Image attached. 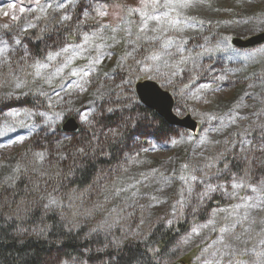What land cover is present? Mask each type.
Listing matches in <instances>:
<instances>
[{
  "label": "rangeland",
  "instance_id": "obj_1",
  "mask_svg": "<svg viewBox=\"0 0 264 264\" xmlns=\"http://www.w3.org/2000/svg\"><path fill=\"white\" fill-rule=\"evenodd\" d=\"M47 2L48 0H41L42 4ZM139 3L140 0H83L82 3L75 7L69 6L58 13H53L49 10L48 14L44 16L38 10L35 0H0V39L8 44V52L0 54V128H3L5 125L15 127L18 121L38 126L31 136L28 135L27 129L16 127L14 132L0 137V144L5 145L4 147H0V164L6 165L5 167H0V180L11 175L12 167L19 161L28 167V172L22 175V179L27 178L31 184L39 183L40 191L35 193V201L41 195L51 192L53 188H49V185L51 184V180L54 179L50 180L47 176L40 177L38 172L33 173L31 169L36 167L40 171L55 174L61 164V161L57 157V143L62 141L65 147L70 138L75 135L71 133L72 131L61 130V125L66 117L73 116L80 124L77 110L83 112L87 107H95L97 111L99 105L102 104L107 96L116 92L117 89H121L120 86L123 80L130 79L131 83L123 88L132 87V89H134V83L137 81L145 79L156 81L163 89L170 90L174 94L176 99L174 112L179 117L188 114L192 120L197 122L195 131L182 128L181 132H177L174 136H169L163 140H156L154 137L147 135L142 138L140 137L133 143L132 147H128L129 150L120 156L116 164H114L109 172L104 174V178L100 181V184L104 187V191L97 189L87 194L88 199L84 204L85 209L90 207L92 203H103L105 196L110 197V200L105 204L101 212L89 218L74 216L72 213L75 212V207L71 211L63 210L66 214V220H63V222L68 228L71 227L72 230L84 229L89 234L90 230L97 227L102 221L106 220L108 224H113L114 227L107 236L103 231L90 234L91 239H95L98 236L107 237L110 245L113 236L123 239L127 233L135 232V236H128V239L125 241L140 240L145 237L144 235H146L154 223L167 224V220L171 219V206L178 198L177 193L180 182L178 180L174 181L170 187L164 188L162 193L156 191L159 185L155 184L151 177L137 185L142 194H148L147 196H141L139 204L145 206L153 204L151 208H141L139 206L125 208V203L131 202L129 200L130 192L122 193L119 197H114L113 190L126 186L128 183H132L133 180H140L141 173L147 175L153 168L159 169L160 172H164L165 174L176 170L177 175H179L181 164L188 163L190 166H195L214 160L215 156L226 147L223 141L225 139H232L231 133L240 129L232 127L223 134L208 132L209 139L220 140L221 144H208L197 148L196 142L200 140L201 136L205 134V130L209 127L206 116L212 114L219 115L223 111H226L225 106H230L244 91L245 84L241 82L243 78L254 70L259 71L264 66V59L259 57L255 62L247 65H244L240 61L228 59L233 49L243 55L256 47L264 46V42L246 48L232 45L233 38L247 40L264 31V0H210V6L197 5L171 13L172 17L184 21V23L180 24L182 30H169L164 33L161 36V43L168 39L174 40L177 46H182L184 49L181 55L194 59L181 62V55L166 56L164 59L172 67H161L160 71L164 75L157 73L156 62L151 60L145 62L144 58L153 54L157 50L158 45L153 47L150 43L137 41V25L135 22L130 25L132 29L131 36L123 30L129 27V25L122 24V30L115 33V40L111 38L113 33L110 28L103 29V39L101 37H92V33L100 31V25L102 24H108L112 27L116 26L119 20L115 14L117 12L123 14L121 9L117 8L116 5L134 7L138 6ZM161 3H163V0H161ZM12 4H15V7H10ZM86 5H88L87 17H85L83 12ZM104 5H107L108 15L97 17L95 9L98 6ZM21 7L25 8L24 12L20 11ZM65 14L71 15L72 19L61 24H56V21ZM13 17H16V19H13ZM36 17H40V19L37 20ZM130 19L138 20L139 17L134 16ZM82 20L85 23L81 24L80 21ZM29 23L35 24L36 27L22 31V29L27 28ZM58 28L63 29L64 34L55 40L52 37L54 32L51 31ZM42 30L44 31L42 32ZM85 34L90 37L87 44L84 42ZM149 34L160 35L159 32ZM47 35H51V39ZM38 37H40V40H38L39 45L36 47L34 41ZM16 39L22 41L20 45L15 44ZM130 39L135 41V43L129 44L128 41ZM225 41L228 45L227 51H213L211 53L206 51V49H215L217 44ZM136 44H139L140 47L136 51H133ZM65 45H71L73 48L81 45L84 51L76 55L67 67H63L64 57H58L55 61L46 60L49 52H56ZM97 45L100 46L99 51L104 55V59L99 65H96L97 71L88 77L91 82L85 85L87 90L69 89L68 85L79 79L78 76H72L71 72L79 71L82 67L89 65L90 60L97 55ZM26 50L28 55H26ZM109 52L112 53L110 57L107 55ZM128 52H132V55L128 56ZM202 52L204 54L198 56ZM66 55L71 57L72 52ZM122 57L121 66H118L117 62ZM138 60L141 61L139 65L136 64ZM36 62L47 64L48 67L37 68L35 67ZM61 67H63V71L59 75L52 77L50 84L47 83L48 77L55 73L57 68ZM242 68L244 69L243 71H238ZM172 71H176L177 75H169ZM105 73H108L107 78L104 76ZM219 76H225L226 79L223 81L216 79ZM17 82H22L21 88L15 87ZM186 84L189 85L188 90L184 88ZM204 84H210L213 89H219V91L206 94V99L211 101L209 104L190 99L191 93ZM186 91L188 95H185ZM40 92L47 93L48 95H40ZM57 92L60 93L59 98L55 95ZM101 93H104V95L98 99L97 97ZM25 98L35 99L40 106H13L14 103L22 102ZM248 103L250 104L252 101L249 100ZM9 112H19L20 115L18 117H10L7 115ZM28 112L33 113L30 119H27L24 115ZM37 113H44L45 116H54L57 113L62 115L53 125L45 124V116L37 115ZM211 125L212 127H216L218 122L212 121ZM49 127H54L55 132H49ZM37 134H42L41 137H45L48 140L47 143L39 149H27V142ZM19 135H24L27 138L21 143H10V141L16 140V137ZM181 137H183L185 143L176 146L171 144L172 139H180ZM189 137L192 138L190 141ZM152 145H156L157 150L142 151V149L151 148ZM64 147L61 149L62 151H64ZM44 150H48L49 156L41 166L35 162L32 153ZM25 153H28V155L25 156ZM137 153H139L137 158L146 162L140 165H128L127 158L136 156ZM169 158H171L172 162L164 163ZM122 165L128 167L127 172L121 170L120 166ZM219 167L222 168L223 164H220ZM205 171L209 173L214 172L215 168L205 169ZM194 174L203 176V173ZM229 180L230 177L222 176L219 181L213 180L212 182L225 183L227 190L231 191ZM18 183L19 181H17ZM63 185V194H60L62 193L60 192L57 195L67 203L72 190L67 189L66 183H63ZM202 188L203 186L199 185L197 191H201ZM244 194L241 191L240 195ZM77 195L79 196V193ZM152 196H156L157 199L166 200L167 202L157 204L151 200ZM215 198H219V201L210 207L208 205L210 209L204 217L195 218L199 215V210L193 214L191 207H189L184 211L183 215L178 214L177 218L173 220L172 224L183 216L195 218L190 222L186 233L176 240V248L180 253V259L186 264H202V259L198 258H210L209 254L216 247L213 241L216 240L219 234L218 232L214 233L210 229H206L201 236L194 237L189 244L181 243L182 239L191 230L193 224H203L214 211L229 209L231 205L239 202L238 199L225 197L220 192L212 194L211 199ZM5 199L6 197L1 195L0 203ZM16 200L19 201V199ZM210 200L205 201L201 207H204ZM195 203L196 201L193 200L192 206H195ZM39 208L44 211L42 204ZM14 209V204L4 205L0 207V213L2 216L8 213L5 216L8 218L13 214ZM113 209L116 211H113ZM55 212L61 217V210H56ZM225 215V212H219L217 216V228L226 222L224 220ZM118 216L120 219L117 222ZM142 220L143 223H141ZM76 225H79V227H76ZM205 237L207 238L205 239ZM262 238L264 237L253 234V238L247 240L246 244L241 245V247L246 246L247 248H255L257 250L264 249V244L260 243ZM97 249L100 248H95V250ZM203 249H208V252H203ZM77 259L80 261V264H83L85 260L87 264H92L86 257L81 256L77 257ZM243 259L249 262V264H261L264 261V257L256 259L255 256L247 254ZM62 262L74 264V258L63 260L57 264H62Z\"/></svg>",
  "mask_w": 264,
  "mask_h": 264
},
{
  "label": "snow or ice",
  "instance_id": "obj_2",
  "mask_svg": "<svg viewBox=\"0 0 264 264\" xmlns=\"http://www.w3.org/2000/svg\"><path fill=\"white\" fill-rule=\"evenodd\" d=\"M83 0H48L47 3L42 4L41 0H35V3L38 7V10L42 15L46 16L48 11L51 10L53 13H58L60 10H65L69 6L75 7L76 5L82 3ZM197 5L210 6V0H140L138 6L128 7L124 5H116L117 8H120L121 12H117L119 22L115 27H112L108 24L100 25V31L92 33V37H101L103 29L110 28L113 36L111 37L115 40V33L122 30L121 25H129V27L124 28L123 30L128 33L129 36L132 35V29L130 25L135 22L137 25V41H144L150 43L153 47L158 45V48L150 56L144 58L145 62L151 60L156 62L155 67L159 75H164L160 71L161 67L169 68L172 65L169 64L164 58L172 57L175 55H181L183 52L182 46H177L174 40L168 39L161 43V36L169 30H178L181 31L180 24L184 23L182 19L172 17L171 13L178 12L179 9H188L195 7ZM10 7H15V4L10 5ZM21 12L25 11V8H20ZM85 17L88 16V5L83 9ZM97 17H105L108 15L107 5L98 6L95 9ZM7 15V13H5ZM179 15V13H178ZM134 16L139 17L138 20L130 19ZM16 19V17H13ZM37 20L40 17H36ZM72 19L71 15L65 14L60 17L56 24H61L65 21H70ZM191 19V18H189ZM81 24L85 21H80ZM154 25V26H153ZM7 27V25H5ZM36 25L29 23L27 28L22 29V31H27L28 29L35 28ZM44 30H42L43 32ZM160 35L149 34L157 33ZM40 39V37H38ZM51 39V36H49ZM90 40V37L85 34L84 42L87 44ZM20 39L15 40V44H21ZM129 44H134L135 41L131 39L128 41ZM0 54L8 52V44L0 39ZM140 45L136 44V47L133 48V51H136ZM100 46L97 45V55L95 58L90 60L89 65L82 67L79 71L71 72L72 76H78L77 81H73L68 85L69 89L86 91L85 85L91 81L88 77L92 73L97 71L96 65H99L104 59V55L99 51ZM228 45L225 42L217 44L215 49H206L207 52L211 53L213 51H227ZM84 48L81 45H77L76 48H73L71 45H65L63 48L59 49L56 52H49L46 60L55 61L58 57H64L63 67H67L72 59L76 55L83 52ZM72 52V56L69 57L66 54ZM204 53H199L203 55ZM26 55H28L26 50ZM109 57L112 55L111 52L107 54ZM128 56L132 55V52L127 53ZM264 59V46H259L250 50L243 55H241L236 50H232L231 55L228 56L229 60H236L242 62L244 65L255 62L257 58ZM194 59L192 57H186L181 55V62ZM123 57L117 62L118 66H121ZM163 62V63H161ZM141 61H136V64L139 65ZM198 66V65H197ZM35 67L37 68H47L48 65L40 62H36ZM63 67L57 68L56 72L48 77L47 83L52 82V77L59 75L63 71ZM244 69H239L238 71H243ZM39 74V73H37ZM171 76L177 75L176 71L169 73ZM105 78L108 77V73L104 74ZM216 79L221 81L225 80V76H219ZM245 84V89L232 103L230 106H225L226 111H223L219 115L212 114L207 115L206 119L209 122L208 129L205 130V134L201 136L200 140L196 142V147L199 148L204 145H220V140H211L209 139L207 133L215 132L218 134H223L226 130L236 127L240 130L234 131L231 133L232 139H225L223 141L226 146L223 151H220L218 155L215 156L214 160H211L208 163L203 165L190 166L188 163L180 165V174L177 175L176 170H173L169 174L160 172L159 169L153 168L146 175L141 173L140 180H133L132 183H128L126 186L119 187L113 190V196L119 197L122 193H129L130 203H125V208H135L137 206L141 208H151L153 204H148L147 206L139 204V199L141 196H147V193H141L137 185L141 184L144 180H147L149 177L152 178L153 182L159 187L156 189L157 192H163V189L170 187L172 183L176 180L180 182V187L178 190V198L173 202L171 206V219L167 220V224L171 225L173 220L177 218V215H183L184 211L191 207V211L195 214L201 206L204 205L205 201L212 198L213 193L220 192L225 197H230L233 199H238V203L231 205L229 209H218L214 211L209 219L203 223H194L191 230L188 232L187 236L184 237L181 241L183 244H189L194 237H199L202 235L204 230L210 229L211 232H218L217 238L213 241V244L216 245L214 250L209 254L210 258L202 259V264H249L245 261L243 257L247 255L255 256L256 259L264 257V249L257 250L255 248L241 247L245 245L246 241L253 238V234L256 236L264 237V66L259 71L254 70L248 76L244 77L241 81ZM131 80H123L121 84V92L117 93V101L122 99H130L129 97L124 96L123 87L127 84H130ZM191 83V82H190ZM16 88L22 87V82H17L15 84ZM185 90L189 89V85L184 86ZM219 91L218 88L213 89L210 84L200 85L194 92L191 93L190 99L196 101H203L205 104L211 103L210 100L206 99V94L209 92ZM40 95L47 96V93L40 92ZM55 95L59 98L60 93L57 92ZM104 93H101L97 98H101ZM185 95H188V92H185ZM251 100L252 103H248ZM124 107H131V105H124ZM109 113L115 111L113 108H108ZM10 117H18L19 112H9L7 114ZM27 119H30L33 113L28 112L24 114ZM37 115L45 116L44 113H37ZM60 113L55 114L54 116H45V124H55L57 120L61 118ZM77 115L79 117L80 124L92 131L97 122L94 117L96 115L95 107H87L83 112L77 110ZM128 120L133 118L129 116ZM136 120L147 119V116L141 117L137 114ZM217 121L218 125L212 127L211 122ZM125 127L127 126V121H125ZM16 127H21L28 130V135L31 136L33 132L36 131L37 125H30L24 121H18L16 126L5 125L3 128H0V137H4L6 134L14 132ZM49 132H55L54 127H49ZM103 132L105 138L111 136L113 142H117L120 138L123 137V132L118 128L113 129L109 128L107 132H104L103 128L92 131L90 138L87 136L79 141V146H76L72 149L70 154H66L61 149L64 147L63 142H58L56 148L58 150L57 157L58 160L63 162L69 159V155L72 158V164L69 166V170L65 175L63 170L57 171L55 174H50L46 171H40L39 168L33 167L31 171L33 173H39L40 177L47 176L48 179L60 178V182L53 187L51 192H47L41 195L36 201H29L28 196L33 195L40 191L39 183H33L31 187L25 186L23 189L24 195L19 201L15 199L17 195L20 194V190L16 188L17 181L22 182V175L28 172V167L21 162H17L15 166L12 167L11 175L6 176L3 180H0V195L3 192H8L12 190L11 196L6 198L0 207H3L5 204H16L15 212L8 217V219H19L20 221L27 220L31 215L34 214L36 210L42 204L44 214L47 215L48 212H55L56 210H61V220H66V214L63 210L71 211L75 207V212L72 214L74 216H83V217H93L96 213L101 212L104 209L105 204L110 200V197L105 196L104 202H95L92 203L90 207L84 208V204L88 199V195L94 190L104 191V187L100 184V181L104 178L101 174H97L93 177L92 182L84 189L83 192H80V189H72V193L68 197L67 203L60 198L57 193L60 192V188L63 185L64 180H68L71 183V177H75L77 172L87 174L89 167H94L92 161L96 158V154L99 151L101 156H108L109 153L102 150L100 144V134ZM27 137L24 135H19L16 137V140L10 141V143H21ZM67 139V138H66ZM192 138L189 137V141ZM185 143L183 137L180 139H172L171 144L173 146ZM5 145L0 144V147ZM157 150L156 145H152L151 148L142 149L144 152ZM28 153H25L27 156ZM35 162L39 163L41 166L45 162L46 158L49 156L48 150L39 151L32 153ZM136 156L127 158V164L140 165L144 164L146 161L140 160ZM127 157V154H126ZM171 158L164 163H171ZM220 164H223V167H219ZM6 165L0 164V167H5ZM123 172L128 171L127 166H120ZM215 168L214 172H206L205 169ZM190 169V171H189ZM235 169V171H233ZM194 173H203V176H197ZM230 177L229 183L231 191H228L225 183H213V180L219 181L222 177ZM196 182V183H194ZM202 185L203 188L201 191H197V187ZM241 191L245 194L240 195ZM79 193V196L77 195ZM251 193V194H249ZM152 201L155 203H166V200L157 199L156 196L151 197ZM193 200L196 201L195 206L193 205ZM46 201V202H43ZM79 201V203H77ZM113 211H116L113 209ZM122 211V210H121ZM219 212H225L226 215L224 220L226 221L223 225L217 228V216ZM120 217L118 216L117 222ZM143 223V220L141 221ZM79 227V225H76ZM113 224H108L107 221H102L97 227L92 228L90 233H96L103 231L107 236L111 233ZM139 227V226H138ZM239 229V230H237ZM21 233L26 232L27 229L19 228ZM32 231L37 235L46 234V229L44 228H33ZM71 231V227H69ZM136 233H127L123 239L113 236L111 240V245L105 244L104 248L97 249V252H104L109 246L116 249L119 253L123 250V245L125 240L128 239V236H135ZM207 237H205L206 239ZM261 244H264V238L260 240ZM155 251V250H153ZM91 249H85L84 254H89ZM203 252H208V249H203ZM88 259H91L90 255ZM115 259V257H113ZM65 264V262H62ZM74 264H80V261L77 258H74ZM83 264H87L85 260ZM264 264V261L261 262Z\"/></svg>",
  "mask_w": 264,
  "mask_h": 264
},
{
  "label": "trees",
  "instance_id": "obj_3",
  "mask_svg": "<svg viewBox=\"0 0 264 264\" xmlns=\"http://www.w3.org/2000/svg\"><path fill=\"white\" fill-rule=\"evenodd\" d=\"M53 36L56 40L59 36H63V29H54ZM48 36V35H47ZM51 36V35H50ZM49 37V36H48ZM38 38L34 41L38 47ZM121 89H117L111 95L107 96L96 111L94 119L95 123L92 131H97L103 128L107 132L109 128L119 129L123 132V137L117 142H113L111 136L105 138L103 132L100 134V144L104 152L109 153L108 156H101L99 151L96 158L92 161L94 167H89L87 174L77 172L75 177H71V183L64 180L67 184V189L72 190L79 188L83 192L85 188L92 182L95 175L101 174L104 176L106 172L116 164L120 156L132 147L140 137L151 136L156 140H163L169 136H174L177 132H181L182 128L169 125L153 110L139 103L134 89L123 88V94L130 99H122L117 101V93ZM174 99V94L168 90ZM40 106L33 98H25L22 102L14 103L13 106ZM131 105V107H124ZM108 108H113L115 111L109 113ZM137 114L141 117L147 116V119L136 120ZM131 116L133 119L128 120ZM68 118V117H66ZM125 121L127 126L125 127ZM92 131L84 128L79 124L76 131L71 132L73 137L70 138L68 144L64 147V152L70 154L72 149L79 146V141L86 136L91 137ZM42 134L33 136L27 143V149H39L44 147L48 140L41 137ZM76 137V138H75ZM76 139V140H75ZM72 164V158L61 162L59 170H63L66 175L69 166ZM235 171V169H233ZM60 182L57 177L51 180L53 188ZM25 186L31 187L32 184L27 178H23L22 182L16 185L20 190V194L15 199H21L24 195L23 189ZM63 188H60V194H63ZM12 190L3 192L6 198L11 196ZM37 195V194H36ZM1 196V195H0ZM35 194L27 197L29 201H35ZM219 198L211 199L204 207L199 209V215L195 218H202L208 214L209 207L215 205ZM8 205V204H5ZM15 209H16V204ZM14 209V212H15ZM2 212V211H1ZM13 212V213H14ZM0 213V264H57L63 260H69L77 257H86L92 264H186L180 259V253L176 248V240L186 233L190 222L195 219L190 216H183L174 224L168 225L156 222L140 240L125 241L123 250L119 253L116 249H105L104 252H97L95 248H104L105 244H109L107 237L98 236L91 239L90 235L84 230H72L61 220L57 212H48L44 214L41 208L36 210L27 220L20 221L19 219H8ZM25 228L26 232L21 233L18 229ZM33 228H44L46 234L37 235L32 231ZM85 249H91L89 254H84ZM155 250V251H153ZM90 255L91 259H88ZM115 257V259H113ZM180 259V260H179Z\"/></svg>",
  "mask_w": 264,
  "mask_h": 264
},
{
  "label": "water",
  "instance_id": "obj_4",
  "mask_svg": "<svg viewBox=\"0 0 264 264\" xmlns=\"http://www.w3.org/2000/svg\"><path fill=\"white\" fill-rule=\"evenodd\" d=\"M260 42H264V31L247 40L240 38L232 39V45L241 48L253 46ZM133 87L139 103L156 112L166 123L190 131L195 130L197 123L190 118V115L186 114L183 117H179L173 111L174 100L172 95L156 81L149 79L140 80L135 82ZM78 126L79 123L76 118L71 116L64 120L61 130L73 132L78 129Z\"/></svg>",
  "mask_w": 264,
  "mask_h": 264
},
{
  "label": "bare ground",
  "instance_id": "obj_5",
  "mask_svg": "<svg viewBox=\"0 0 264 264\" xmlns=\"http://www.w3.org/2000/svg\"><path fill=\"white\" fill-rule=\"evenodd\" d=\"M173 100H174V99H173ZM173 111H174V107H173ZM196 123H197V122H196ZM196 127H197V125H196ZM195 130H196V128H195ZM195 130H194V131H195Z\"/></svg>",
  "mask_w": 264,
  "mask_h": 264
}]
</instances>
